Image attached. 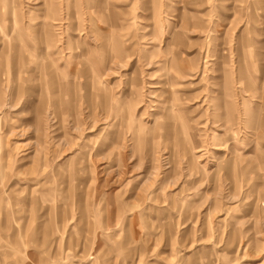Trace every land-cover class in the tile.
Here are the masks:
<instances>
[{
  "label": "rangeland",
  "instance_id": "rangeland-1",
  "mask_svg": "<svg viewBox=\"0 0 264 264\" xmlns=\"http://www.w3.org/2000/svg\"><path fill=\"white\" fill-rule=\"evenodd\" d=\"M0 264H264V0H0Z\"/></svg>",
  "mask_w": 264,
  "mask_h": 264
}]
</instances>
